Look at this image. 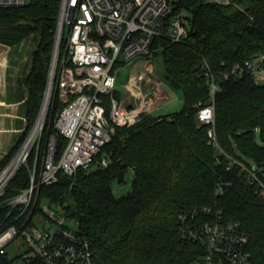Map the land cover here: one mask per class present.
Segmentation results:
<instances>
[{
    "label": "trees",
    "instance_id": "16d2710c",
    "mask_svg": "<svg viewBox=\"0 0 264 264\" xmlns=\"http://www.w3.org/2000/svg\"><path fill=\"white\" fill-rule=\"evenodd\" d=\"M233 1L180 0L179 8L186 9L189 17L185 40L154 39L151 52L161 60L166 82L182 92L179 110L144 114L132 126L117 127L103 148L111 157L106 167L60 173L57 183L41 186L40 200L61 204L78 222L79 231L91 241L96 264H202L204 250L183 236L180 215L190 216L204 206L221 211L226 220L239 221L249 238L252 264H264V195L242 167L256 165L264 183V84H256L246 72L219 79L215 99L219 148L209 143V125L201 124L197 116L209 97L202 76L206 63L219 76L235 63L264 53V0ZM59 8L60 0L0 7L1 26L17 25L33 33L29 69L16 80L21 90L9 98L24 99L19 111L30 124L42 103ZM20 38L11 31L0 33L4 43ZM61 106L55 99L42 135L43 142L56 134L58 156L66 139L52 124ZM28 129L19 134L9 156ZM129 169L134 171L131 190L116 196L113 185L125 183ZM11 184L26 187L27 170L23 168ZM219 184L221 191H217ZM0 264H6L1 256Z\"/></svg>",
    "mask_w": 264,
    "mask_h": 264
},
{
    "label": "built area",
    "instance_id": "2783aa9c",
    "mask_svg": "<svg viewBox=\"0 0 264 264\" xmlns=\"http://www.w3.org/2000/svg\"><path fill=\"white\" fill-rule=\"evenodd\" d=\"M29 1L0 0V7L24 6ZM179 3L180 0H60L43 104L16 151L11 156L10 149L0 155V256L6 264H96L91 241L79 231L75 218L68 216L61 204L40 200L39 190L57 183L60 173L74 175L94 165L106 167L111 157L103 148L117 127L132 126L144 114H165L155 113L164 96L155 92L161 80L153 70L151 47L157 37L172 42H182L187 37L189 17ZM139 56L146 60L145 69L124 82L128 91L125 95L117 87L119 69ZM245 72L256 84H264V53L235 63L219 76L209 64L203 66L209 97L197 116L201 124L209 125V143L215 147L219 146L215 132L219 79ZM55 99L62 106L52 126L66 139L59 156L56 134L42 142ZM242 167L264 195L257 166ZM23 168L27 170L28 185L12 186ZM217 191H221L220 184ZM180 224L183 236L202 246L200 263L252 264L249 238L239 221L226 220L221 211L204 206L194 209L190 216L181 214ZM10 246L19 251H10Z\"/></svg>",
    "mask_w": 264,
    "mask_h": 264
},
{
    "label": "rangeland",
    "instance_id": "374dc122",
    "mask_svg": "<svg viewBox=\"0 0 264 264\" xmlns=\"http://www.w3.org/2000/svg\"><path fill=\"white\" fill-rule=\"evenodd\" d=\"M11 31L14 34H21V38L19 41L12 42V43H4L0 41V51L4 52L3 57L1 58L0 65L2 68L5 67V79L7 81V98H13L15 94H17L21 87L17 85L16 80L18 77L22 76L25 72V70L29 69V60H30V53L34 48V39H33V33L29 32L26 29H22L21 27L15 25V26H1L0 25V33H5ZM146 62L145 58L142 56L135 57L132 59L128 64L121 67L120 70V76H119V83L117 85L118 90L127 95L128 91L124 86V82L128 80V78L132 75H137L138 73L144 71V63ZM153 70L155 73V76L158 77L161 82L158 85V89H156L157 94H163L170 96L171 100L166 103L162 104L160 108L155 110L156 114L159 113H170L179 110L182 107V102L178 99L181 98L182 92L179 89H174L170 87V85L166 82L164 76H163V67L160 59L153 60ZM143 91H146L145 85L142 87ZM176 92V93H175ZM45 94V91H44ZM179 96L176 98V96ZM26 97V96H25ZM167 98V96H164V99ZM0 100H3V98L0 96ZM24 99L20 100L19 102H23ZM44 101V95L42 99L41 106ZM166 105V106H165ZM40 106V109H41ZM39 109V111H40ZM11 113H17L20 115V118H14L12 125L14 127H18V131L16 133H1L0 134V155L3 154V152L6 151V149H9L12 147L13 143L17 140L20 133L23 132L24 129L31 127V125L34 123H29L27 118L22 115V112H15L13 108L10 110ZM39 113V112H38ZM38 115V114H37ZM37 117V116H36ZM50 117V110L47 115V123L49 121ZM55 117V116H54ZM36 119V118H35ZM35 121V120H34ZM29 130V129H28ZM256 137L259 142L262 141L261 133L257 132ZM219 148V146L217 147ZM134 177V171L132 169H129L126 175V181L123 184L115 183L113 185V193L116 196L123 195L131 190V181ZM63 207V206H62ZM12 252H18V249H15L14 246H10L8 248Z\"/></svg>",
    "mask_w": 264,
    "mask_h": 264
},
{
    "label": "crops",
    "instance_id": "0c3cea01",
    "mask_svg": "<svg viewBox=\"0 0 264 264\" xmlns=\"http://www.w3.org/2000/svg\"><path fill=\"white\" fill-rule=\"evenodd\" d=\"M3 55H4V52L2 51V53L0 55V63H3V62H1V58L3 57ZM5 75H6V73H5V67H4V68H2L1 73H0V96L3 98V100H0V134L1 133H16L19 128L14 127L12 125V123H13L12 116L14 118H20L19 114H17V113L14 114V113L10 112L11 108H13L15 110V112H19L20 102L19 101H11L9 98H7V81L5 79ZM163 96H167V98H165L163 101V105H164V104L168 103L171 100V98L168 95V93H167V95H163ZM175 96H176V98L179 97L177 95H175ZM178 99L183 104L182 97L178 98ZM9 149H6V151Z\"/></svg>",
    "mask_w": 264,
    "mask_h": 264
},
{
    "label": "bare ground",
    "instance_id": "6f19581e",
    "mask_svg": "<svg viewBox=\"0 0 264 264\" xmlns=\"http://www.w3.org/2000/svg\"><path fill=\"white\" fill-rule=\"evenodd\" d=\"M1 53H2V51H0V55H1ZM1 70H2V66L0 65V73H1ZM46 101L47 100H45V102H44V106L46 105Z\"/></svg>",
    "mask_w": 264,
    "mask_h": 264
}]
</instances>
